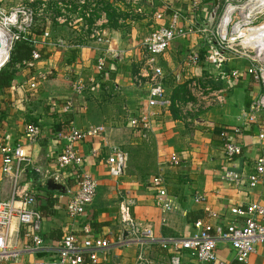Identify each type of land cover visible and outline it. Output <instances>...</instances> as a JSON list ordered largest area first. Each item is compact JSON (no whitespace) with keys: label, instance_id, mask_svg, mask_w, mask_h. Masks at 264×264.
Masks as SVG:
<instances>
[{"label":"crops","instance_id":"obj_1","mask_svg":"<svg viewBox=\"0 0 264 264\" xmlns=\"http://www.w3.org/2000/svg\"><path fill=\"white\" fill-rule=\"evenodd\" d=\"M18 1L0 0V5L7 9ZM104 2L120 9L118 16L117 8L112 13L108 11L109 22L104 25L105 34L111 39L109 48L86 41L84 34L66 27L50 26L51 46L40 48V60L32 67L21 64L11 86L1 90L0 102L6 101L8 110L7 116L0 119V145L20 144L28 152L31 165L25 168L21 180L36 199L35 189L43 192L35 209L43 216L41 237L47 246L66 234L79 235L80 228L89 221L95 233L111 243L106 255L100 256L99 264H134L138 255L148 264H169L173 253L168 246H161V240L189 236L197 220L222 227L231 221L241 222V218L230 213L235 206L244 208L253 203L264 206V181L254 188L247 184L234 188L222 181L228 170L249 174L257 157L264 154V143L257 142L255 127H240L243 113L261 93V86L245 73L250 64L248 59L233 61L221 73L212 75L207 61L210 44L199 34H189L187 39L175 40L157 60L164 72L163 87L172 107L153 120L149 130H133L128 122L139 113L148 93V87L136 81L142 61L141 43L158 26L166 25L177 11L181 15L177 25L188 29L189 7L182 0H98V6ZM221 4L222 0H217V4L215 0H201L197 24L208 26L209 18ZM158 15L162 18L158 19ZM193 51H198L201 63L196 67L185 66L186 56ZM100 59L104 60V67L97 70ZM233 70L239 71L238 79L231 77ZM40 73L47 74V80L30 90L28 84ZM78 76L87 83L81 97L73 95L71 89L72 80ZM193 81L220 91L222 101L183 121L174 103H198L189 94L188 85ZM70 97L74 100L73 111L64 114L55 104ZM68 120L80 130L94 127L104 130L99 139L78 145L85 160L82 172L97 182L94 202L86 208L85 217L78 219L67 216V194L50 192L43 186L52 173L58 172L56 159L61 145L52 139V132ZM30 124L37 125L41 132L32 144L23 135L24 127ZM238 126L241 134L235 135L232 131ZM222 132H227V139L242 147V154L230 162L225 159L226 139ZM112 147L128 155L125 171L118 179H111L106 171L105 159ZM92 151L99 156H91ZM173 152L179 157L177 167L168 165ZM1 166L0 154V200H5L11 185ZM158 174L163 176L167 193L177 208L174 213L162 214L155 205V192L150 189L149 180ZM62 175L63 185L75 190V177L69 171ZM122 208H128L134 221L151 229L153 242L112 247L121 232L127 236L119 217ZM209 212L219 219L209 218ZM13 225V233L17 230L14 244L24 248L27 244L24 229L17 228L16 222ZM218 249L221 259L233 260L226 243H220ZM179 254L184 262H195L189 252ZM25 256L27 264H32L35 257L49 258V253L36 256L21 253L13 264H21ZM248 264H264L263 245L257 246Z\"/></svg>","mask_w":264,"mask_h":264},{"label":"built area","instance_id":"obj_2","mask_svg":"<svg viewBox=\"0 0 264 264\" xmlns=\"http://www.w3.org/2000/svg\"><path fill=\"white\" fill-rule=\"evenodd\" d=\"M188 4L190 27L184 29L177 25L179 12L172 14L166 25H160L154 29L141 43L142 61L137 75V83L143 82L148 87V93L140 106L139 113L131 117L128 124L133 130H149L151 123L158 116L168 113L172 102L166 97L163 82L164 72L158 65L161 57L177 39H187L189 34H199L209 46L207 61L210 65L212 75L221 73L223 67L229 63L248 59L249 66L245 73L255 83L261 86V93L252 100L247 111L243 113L242 126H254L255 137L259 144L264 143V59H257L264 55V51L257 52L258 55L251 57L250 50H254L247 36L257 20L264 17V0H222L220 13H214L209 18V25L200 26L196 19L199 17L201 0H182ZM26 5L17 4L5 9L0 5V28L7 37V58L0 69L9 60V54L15 42L26 41L33 47L31 59L24 61L22 65L32 67L34 62L40 60V48L51 46L49 27L50 16L54 24L64 26L70 31L84 34L86 41H91L97 46H110L111 39L105 34L104 25L107 24L105 17L98 15V0H26ZM38 3V4H37ZM42 18L44 28L41 33L33 32L37 20ZM162 17L158 15V19ZM51 21V22H50ZM61 45V43H57ZM201 63L198 51L190 52L186 56L185 66L196 67ZM104 67V60L97 63V70ZM238 70L231 72V77L238 79ZM141 79V80H140ZM47 80V74H37L28 87L35 90L38 83ZM87 83L79 76L72 80L71 89L73 95L81 97L87 89ZM15 89V88H13ZM189 94L198 103L187 102L174 103L181 115V120L189 121V115H193L213 103H221L220 91H214L209 87L201 86L193 81L188 85ZM62 109L64 114L70 113L74 108V100L70 97L62 103L55 104ZM239 126L233 128V134H241ZM37 125H26L23 130L28 143H35L41 135ZM102 127L80 130L72 122L65 127H58L52 132V139L61 145L60 153L56 159L57 171L50 178L63 184L64 171H69L76 179L75 190L67 188L69 196L66 204V213L70 219L85 217L86 208L95 200L97 194V182L90 175L82 172L84 155L79 152L78 145L89 140H96L103 136ZM221 136L226 139L224 144L225 159L230 162L233 158L242 154V147L228 140L227 132ZM2 156L1 172L10 182L9 197L0 200V264L17 259L22 252L37 255L49 253L47 257H35L32 264H99L100 256H105L111 247V243L95 233L89 221L80 228V234L72 233L62 236L54 245L47 246L42 237L43 216L35 209V195L24 183L22 173L26 167L31 165V159L27 150L20 144L0 145ZM91 156L98 157L96 151ZM128 161V155L119 148H111L105 159L106 171L111 179H118L124 173ZM179 157L173 152L168 160L170 167L179 165ZM222 181L231 184L234 188L247 184L250 188L256 187L264 181V154L257 157L253 170L247 174L236 171H225ZM150 189L155 192V205L162 214L174 213L177 208L168 195L165 181L158 174L149 180ZM198 201V199H196ZM230 213L241 218L242 221H231L224 227L212 225L197 220L193 223L194 231L186 237H172L161 240V246H168L173 255L169 264H248L249 258L255 253L257 246H264V206L260 204H249L246 207L235 206ZM120 222L124 226L127 236L121 232L117 239L112 242V247L121 248L136 242H153L154 237L151 229L134 221L128 208L120 210ZM209 218L219 219L218 215L209 212ZM14 222L17 228L24 229V238L27 244L23 249H15L13 246L17 230L13 233ZM226 243L232 253L233 260L226 261L219 256V244ZM180 251L189 252L195 262H184ZM134 264H148L142 255H138Z\"/></svg>","mask_w":264,"mask_h":264},{"label":"rangeland","instance_id":"obj_3","mask_svg":"<svg viewBox=\"0 0 264 264\" xmlns=\"http://www.w3.org/2000/svg\"><path fill=\"white\" fill-rule=\"evenodd\" d=\"M26 0H19L18 1V4H20L21 3V5H26V2H25ZM107 2V1H106ZM104 2V3H101V6L99 7L98 6V3H97V9H98V7H99V12H97V13H99L98 15L99 16H101V17H105L106 18V20L109 22V19H108V11H113V10H115L116 8H117V10H115V11H117V12H115V15L116 16H118V12L120 11V9L118 8V7H116V8H114L113 7V5L114 4H107V3H109V2ZM38 4V3H37ZM12 6V5H11ZM15 6V5H14ZM8 9V8H7ZM220 9H221V7H218V9H216L215 10V14H216V16H218V14L220 13ZM112 13V12H111ZM52 15L53 14H51V13H48V16H50V19L49 20H51L50 22L52 23L51 24V28H53V29H55V28H57V25L56 24H54V21H53V18H52ZM111 19H112V17H111ZM43 19L42 18H39L38 20H37V24H36V26H34V27H36L35 28V30H37V31H39L41 28H43L44 27V24H43ZM255 26V28H253L252 30H254V32H250L249 33V35L247 36V37H249L250 36V34L253 36V38L255 37V36H257L256 35V33H260V32H263L264 31V17H261V18H259L258 20H257V23L254 25ZM64 27V26H63ZM62 27V28H63ZM66 29H68V28H66ZM69 30V29H68ZM251 30V31H252ZM50 31H52V29H50ZM262 38V39H261ZM261 38H257L255 41L257 42V44L258 45H262V44H264V37H261ZM263 40V41H262ZM260 43V44H259ZM251 44H252V46H253V48H254V50H250L249 52H248V55H250L251 57H254L255 55H258L257 54V52H258V50H259V48H260V46H258V50L256 49V47H257V45H256V43L254 42H251ZM264 51V50H263ZM259 53V52H258ZM257 59H264V55H259V57H257ZM8 61L9 60H7V62L4 64V66L8 63ZM4 66H2V67H4ZM0 92H1V90H0ZM2 101V100H1ZM6 102V101H5ZM5 102H0V119L3 117V118H5L6 116H7V104L5 103ZM124 171H125V169H124ZM36 191H35V193H36V195H37V199H36V197H35V199H36V201L38 202L40 199L39 198H41L42 197V194H43V192H40L39 190H37V189H35ZM14 241H15V239H14ZM13 241V242H14ZM14 246V248L15 249H23V248H20V247H16L15 246V244H13ZM23 254H28V253H26V252H22ZM35 257V256H34ZM24 260L22 261V263L21 264H27V262H28V259H27V256H25V258H23ZM4 264H13V262L12 261H9V262H5Z\"/></svg>","mask_w":264,"mask_h":264},{"label":"trees","instance_id":"obj_4","mask_svg":"<svg viewBox=\"0 0 264 264\" xmlns=\"http://www.w3.org/2000/svg\"><path fill=\"white\" fill-rule=\"evenodd\" d=\"M35 28L36 27H34L33 32L39 34L41 31H43L44 27L39 31L35 30ZM32 51L33 47L26 41H18L14 43L9 54L8 63L2 69H0V90H7L11 86L19 66L24 61H29L31 59ZM69 122L70 120H68L66 123H63L62 127L68 125Z\"/></svg>","mask_w":264,"mask_h":264},{"label":"bare ground","instance_id":"obj_5","mask_svg":"<svg viewBox=\"0 0 264 264\" xmlns=\"http://www.w3.org/2000/svg\"><path fill=\"white\" fill-rule=\"evenodd\" d=\"M254 32V30L251 31V33ZM257 36H255L253 38V36L250 34L248 38V40L250 42H255L257 47L256 49L258 50V46H260L258 52H261L264 50V44L262 45H258L257 42L255 41L257 38H261V37H264V31L263 32H260L259 34L256 33ZM262 39V38H261ZM263 41V40H262ZM260 44V43H259ZM7 58V37L4 33V31L0 28V65L3 64L5 62Z\"/></svg>","mask_w":264,"mask_h":264},{"label":"water","instance_id":"obj_6","mask_svg":"<svg viewBox=\"0 0 264 264\" xmlns=\"http://www.w3.org/2000/svg\"><path fill=\"white\" fill-rule=\"evenodd\" d=\"M215 4H217V0H215ZM215 10H214V13H215ZM43 186L45 187V189L47 191H50V192H56V193H60V194H66L67 193V187L65 185L57 182V180L54 178L47 179L46 182L43 184Z\"/></svg>","mask_w":264,"mask_h":264}]
</instances>
